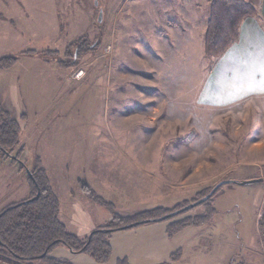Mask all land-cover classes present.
Wrapping results in <instances>:
<instances>
[{"label": "rangeland", "instance_id": "obj_1", "mask_svg": "<svg viewBox=\"0 0 264 264\" xmlns=\"http://www.w3.org/2000/svg\"><path fill=\"white\" fill-rule=\"evenodd\" d=\"M186 2L0 0V58L17 59L10 69H0V102L22 117L21 161L30 169L40 158L60 198L85 196L86 184L127 217L190 204L224 179L264 176V94L244 95L230 82L208 87L216 59L204 56L197 37H184L190 22L184 23L177 8ZM169 3L174 7L168 11ZM207 7H198L196 18L187 17L199 23ZM28 187L31 196L20 163L1 156L0 196L11 199L14 191L22 196ZM216 194L212 207L231 209L237 219L219 218L222 236L204 246L191 244L184 231L171 243H160L166 248L144 256L120 257L117 244L105 262L64 245L50 256L71 264H225L232 256V264L237 247L252 249L244 245L264 228L253 222L258 207L264 208V181L226 183ZM206 204L168 222L205 212ZM82 206L72 209L75 226L69 227L85 236L108 212L92 201ZM66 207L63 201L62 213ZM135 228L116 230L109 241L137 246ZM238 239L243 246H237ZM177 250L180 261L171 262ZM247 260L238 262L250 264Z\"/></svg>", "mask_w": 264, "mask_h": 264}, {"label": "trees", "instance_id": "obj_2", "mask_svg": "<svg viewBox=\"0 0 264 264\" xmlns=\"http://www.w3.org/2000/svg\"><path fill=\"white\" fill-rule=\"evenodd\" d=\"M255 15H257L255 8L244 0H208L206 26L202 37L204 56L210 59L222 56L237 40L243 19ZM78 50L80 49L77 46L76 54ZM16 61L14 56H4L0 58V69H10ZM21 118L12 117L0 104V158L6 155L25 168L26 164L20 159L24 150V146L20 144ZM26 174L32 188V195L28 198L35 196L37 191L39 195L32 201L22 200L10 203L0 210V264H33V261L37 260L43 264H71L66 259L50 256L51 252L60 245L66 246L75 253H85L96 261L105 262L111 254L109 239L112 232L119 230L123 225L158 218L188 204L174 210L158 207L123 217L114 211L112 202L104 200L88 185L82 184L83 193L87 199L101 205L111 217L105 224L92 229L89 236L79 237L70 232L59 218V200L51 188L49 177L41 165L40 158H36L33 167ZM212 187L199 198L208 194ZM220 187L207 200L194 207L212 201ZM206 206L205 212L169 222L166 228L167 236L173 237L188 226L197 227L210 224L215 215V209L212 207V202L207 203ZM192 208L184 209L176 215L186 213ZM176 215L168 216L164 220L169 221ZM142 224L145 223H137L133 226L137 227ZM180 257L181 250H177L171 254L169 259L174 262ZM117 264L127 263L119 261Z\"/></svg>", "mask_w": 264, "mask_h": 264}, {"label": "crops", "instance_id": "obj_3", "mask_svg": "<svg viewBox=\"0 0 264 264\" xmlns=\"http://www.w3.org/2000/svg\"><path fill=\"white\" fill-rule=\"evenodd\" d=\"M199 1L200 2H198V6H195L191 2V0H188V2H186L183 5L184 8L179 7L177 9L181 13V14L179 13V16H182V14L185 16L184 23L186 24V22H190L184 26L185 28H183L182 32L184 34V37L185 38H186V36H188V38L191 36H194L195 38L197 37V40L200 41L201 47L203 48V38L202 37H203V32H204V29L206 26V24H205V18L206 17H202L199 23L190 21L193 17L196 18V12H197L198 7L200 8L202 5L203 6L208 5V0H199ZM245 1L249 2L255 8L257 15L249 16V17H246L245 19H243V21L241 22L240 28H239V36H238L237 40L229 47V49L234 44L241 45V47H243V48H247L249 45L258 42L259 38L262 35H264V0H245ZM172 6L174 7V5H172ZM172 6L169 3L168 11L173 9ZM191 13H192V15H191L192 18H188L187 16L190 15ZM184 16H183V18H184ZM197 25H199V32H198V26ZM192 27H194V28H192ZM175 28H176V26H175ZM198 36H199V39H198ZM225 53L215 60V63H214L215 66L211 71L214 73L213 79H211V81L213 83H215V82L216 83H218V82H220V83H222V82L223 83H225V82L233 83L234 81L238 82L237 78L242 77L245 74V72L247 71V69H245L241 66V63H240L238 56L235 59L226 60V59H223ZM209 81H210V78H209ZM255 93L256 92H253L252 94H255ZM0 104L10 113V115L12 117L18 118V116H20V115H18V116L13 115L1 102H0ZM25 130H26V128H25ZM22 134H23L22 143L24 144V140H26V136H27L28 132L26 131V133H25L24 129H23ZM45 168H46L47 173L49 175L51 185L53 186L48 167L45 166ZM24 170H25V168H24ZM56 186L60 187V186H62V184L57 183ZM23 191H25V192H23ZM23 191L20 192V194L22 196L15 195V193H16L15 191L13 193H11V199H8L4 195L0 196V208H1V206H5L4 204L10 203V202L22 201L21 200L22 198H24L26 195L28 196L29 187H28V189L25 188V190H23ZM56 192H57V190H56ZM56 192L54 191V193L57 195V198L59 200V204L62 201V208L60 205L59 218H60L61 222L65 225V227L70 232L74 233L72 230H70V227H69V226H75L73 223V217H72V213H71L72 209L74 207L75 208L78 207L79 209H82V207H83L82 205L86 206L87 203H90L91 201L88 200L86 196L79 195V194H77L76 196H67L68 198H70V200L66 199V197H64V199H63V197L60 198V195H58L60 193L59 192L56 193ZM25 199H23V200H25ZM77 199L81 200V202L77 201ZM63 201H67V207H66L64 213H62ZM76 205H77V207H76ZM214 205H215V202H214ZM213 208L215 209V215L213 217L212 222L208 225H202V226H197V227L188 226V227L182 229L181 231L177 232L175 235H173V237L171 239H169L167 234H166V228H167V225L169 224L168 221L165 222L164 224L163 223L160 224L159 222H155V221L148 222V223L142 224L140 226H137V228H135V230H133L134 232H132V236H135L137 238V243H138L137 246H124L121 243H115V242L113 243V240H110L111 251L114 250V245L117 244V245L121 246V248L123 249L120 257H122V256L128 257V255L131 257L133 255L134 256H137V255L144 256L145 254H151V253L154 254L155 252L159 251L161 247H164V248L167 247V246H159L161 242L171 243L170 241H172L175 236L180 235L184 231H187L186 233H187V236L190 238V243L195 244V246H196V244H198L199 246L201 244H203V246H204L206 243H208V242L210 243V241L214 242L216 240H219V236L220 235L222 236V233L220 230H218L217 220L219 218L220 219L222 218L221 220H223V221L226 220V221H233L234 222V220L237 219V217L235 215L231 214V211H230L231 209H229V210H225L223 208L218 209L215 206H213ZM62 214H65L63 216V218H62ZM110 217H111V215L108 212V215L102 217L103 221H98L99 223L96 222L94 224L92 223L91 227H89L88 230L91 231L96 226L105 224L110 219ZM263 221H264V208L259 206L256 213H255V217H254L253 222H254V224L258 223V226H259L262 223H264ZM255 229H256V227H255ZM89 231H88V233H89ZM74 234H76L79 237L80 236L84 237L83 235H78V233H76V232ZM255 235H256V240L254 242H251V244L248 242L247 244L244 245V246H254V247H252V249H250V248L245 249L246 247H243L244 250L241 247H237L238 249H236V250H237L238 256L235 257L236 262H233L232 264H236V263L239 264V262L241 263L243 256L245 257V259H248L247 261L250 264H264V228L262 230L256 229ZM221 240H223V238ZM148 244L150 246H147ZM154 245H156V246H154ZM237 246H243V242H241V241L239 242V239L237 241ZM134 247H135V250H134ZM241 249H242V252H241ZM246 257H249V258H246ZM238 259L241 261H239ZM179 261H180V259L175 261V262L178 263ZM231 261H232V256L228 259V261L225 264H230Z\"/></svg>", "mask_w": 264, "mask_h": 264}, {"label": "snow or ice", "instance_id": "obj_4", "mask_svg": "<svg viewBox=\"0 0 264 264\" xmlns=\"http://www.w3.org/2000/svg\"><path fill=\"white\" fill-rule=\"evenodd\" d=\"M239 57L241 66L247 71L242 77H238L237 81L233 82V87L244 90V95L259 92L264 94V35L259 38V41L249 45L247 48L241 45L234 44L225 53L223 59L232 60ZM210 79L208 87L212 88ZM243 98V96L239 97Z\"/></svg>", "mask_w": 264, "mask_h": 264}, {"label": "water", "instance_id": "obj_5", "mask_svg": "<svg viewBox=\"0 0 264 264\" xmlns=\"http://www.w3.org/2000/svg\"><path fill=\"white\" fill-rule=\"evenodd\" d=\"M101 19V10L99 11V14H98V21H100ZM21 162V161H20ZM25 170L26 172L29 173V169L27 167H25ZM264 181V176L263 177H258V178H251V179H241V180H237V179H224V180H221L219 181L218 183H216L212 189L209 191L208 194H206L205 196L201 197L200 199L180 208V209H177L173 212H170L166 215H163V216H160L158 218H154V219H145V220H141L139 222H133V223H130V224H127V225H123L120 227V229H125V228H128V227H131L133 225H136L137 223H148V222H152L153 220L154 221H160V220H164L166 217L168 216H174L178 213H180L181 211H183L184 209H188V208H191V207H194L195 205H198L200 203H202L203 201L207 200L213 193L214 191L220 187L221 185L223 184H226V183H241V184H249V183H254V182H262ZM39 195V191H37V193L35 194V196L31 197V198H28L27 200L25 201H32L33 199H36ZM89 236V235H88Z\"/></svg>", "mask_w": 264, "mask_h": 264}]
</instances>
